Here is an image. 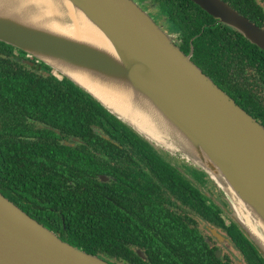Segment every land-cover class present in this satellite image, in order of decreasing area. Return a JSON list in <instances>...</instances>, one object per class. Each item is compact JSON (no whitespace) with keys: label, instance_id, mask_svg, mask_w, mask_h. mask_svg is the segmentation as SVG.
Listing matches in <instances>:
<instances>
[{"label":"trees","instance_id":"obj_1","mask_svg":"<svg viewBox=\"0 0 264 264\" xmlns=\"http://www.w3.org/2000/svg\"><path fill=\"white\" fill-rule=\"evenodd\" d=\"M161 1L182 35L178 49L188 55L192 46V62L264 121V52L190 0ZM223 1L264 29V0ZM14 51L0 42V193L63 242L111 264H222L186 229L168 233L173 249L147 242V215L156 225L166 213L152 187L198 192L160 149L67 78L42 63L25 65Z\"/></svg>","mask_w":264,"mask_h":264},{"label":"water","instance_id":"obj_2","mask_svg":"<svg viewBox=\"0 0 264 264\" xmlns=\"http://www.w3.org/2000/svg\"><path fill=\"white\" fill-rule=\"evenodd\" d=\"M190 1L264 52V29L225 1ZM0 42L205 173L264 258V126L192 62V46L181 52L131 0H0ZM0 264L111 263L63 242L0 193Z\"/></svg>","mask_w":264,"mask_h":264},{"label":"flooded vegetation","instance_id":"obj_3","mask_svg":"<svg viewBox=\"0 0 264 264\" xmlns=\"http://www.w3.org/2000/svg\"><path fill=\"white\" fill-rule=\"evenodd\" d=\"M131 1L150 17L161 30L171 37V41L177 48L183 46L182 35L177 28L174 29L161 0ZM256 1L260 5L263 3V0ZM14 56L29 67H39L40 65L38 64L41 63L36 59L34 61V58L20 50L14 51ZM248 76L251 77L249 80H252V82L255 80L252 77V72ZM249 82L251 83V81ZM231 93H233L232 96L228 93L226 94L233 99L235 93L233 91ZM254 120L257 121L256 119ZM258 123L264 126L263 120ZM65 144L68 145V142H65ZM157 153L161 159L168 163L184 179L183 181L189 185L192 191H197L198 193L189 192L187 195L183 194L181 197L177 191L188 190L183 184L177 186L174 193L169 192V190H160L161 183L152 187L155 192L159 193L157 196V199L161 202L159 206L165 208L166 213L164 219L157 222L156 225H151V213L149 212V216L147 215V230L149 229L151 233L147 242L161 241L165 249L169 247L173 249L167 242L168 233L185 231L186 229L187 232L195 237L194 239L198 241L203 249L209 251L212 258L221 261L222 264H249L251 261L248 259L254 260L255 264H264V258L261 253L231 217L234 212L228 199L222 191L215 187L210 178L189 164L185 159L176 157V155H169L163 152V150ZM130 157L136 160L139 156L135 157L132 155ZM130 163V166L134 168L135 161H131ZM114 168L118 172L116 164ZM96 176L98 177L97 179L106 183L112 178L100 174ZM148 188L151 189V187ZM117 196L120 197V195Z\"/></svg>","mask_w":264,"mask_h":264},{"label":"bare ground","instance_id":"obj_4","mask_svg":"<svg viewBox=\"0 0 264 264\" xmlns=\"http://www.w3.org/2000/svg\"><path fill=\"white\" fill-rule=\"evenodd\" d=\"M237 211L241 214V209L237 206ZM242 215V214H241ZM241 215H238L239 216V218H241V220L242 221H244V222H246L247 220L245 219V218H243V216H241Z\"/></svg>","mask_w":264,"mask_h":264}]
</instances>
